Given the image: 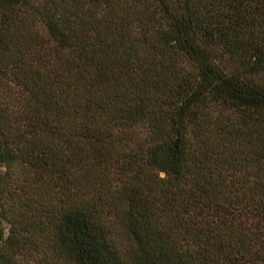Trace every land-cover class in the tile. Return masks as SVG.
I'll return each instance as SVG.
<instances>
[{
    "label": "trees",
    "instance_id": "obj_1",
    "mask_svg": "<svg viewBox=\"0 0 264 264\" xmlns=\"http://www.w3.org/2000/svg\"><path fill=\"white\" fill-rule=\"evenodd\" d=\"M0 264H264V0H0Z\"/></svg>",
    "mask_w": 264,
    "mask_h": 264
}]
</instances>
